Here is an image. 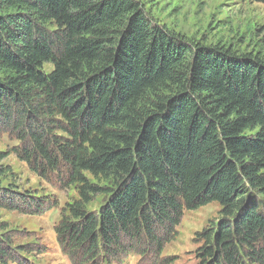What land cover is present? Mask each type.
Returning <instances> with one entry per match:
<instances>
[{"label": "trees", "instance_id": "1", "mask_svg": "<svg viewBox=\"0 0 264 264\" xmlns=\"http://www.w3.org/2000/svg\"><path fill=\"white\" fill-rule=\"evenodd\" d=\"M1 133L35 171L78 186L56 226L74 262L160 258L186 210L218 202L197 233L199 264H264L261 53L192 40L136 0H0ZM5 157L0 176L12 173ZM44 204L0 180L1 208ZM32 251L0 233V264Z\"/></svg>", "mask_w": 264, "mask_h": 264}, {"label": "rangeland", "instance_id": "2", "mask_svg": "<svg viewBox=\"0 0 264 264\" xmlns=\"http://www.w3.org/2000/svg\"><path fill=\"white\" fill-rule=\"evenodd\" d=\"M154 22L202 44H220L239 52L264 55V3L255 0H136ZM47 70L53 66L45 65ZM22 143L12 134H0V151L7 157L2 161L12 173L0 176L4 185L13 184L20 190L31 191L44 201L43 213H25L0 207V226L18 245H30L32 253L21 257L23 264H76L67 254L56 234V226L68 216V206L79 198L77 185H68L63 173L41 175L14 150ZM91 182L106 188L104 178ZM107 193L93 196L89 209L97 211L106 201ZM221 207L212 202L184 212L177 228V237L166 245L162 256L141 255L132 251L117 262L101 264H199L195 251L201 245L197 233L209 227L219 216ZM77 264H81L80 261Z\"/></svg>", "mask_w": 264, "mask_h": 264}]
</instances>
